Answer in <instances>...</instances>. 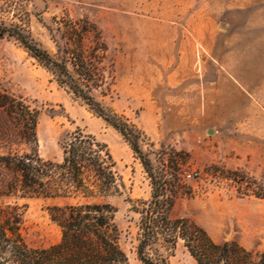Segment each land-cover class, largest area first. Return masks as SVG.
<instances>
[{
	"label": "rangeland",
	"instance_id": "obj_1",
	"mask_svg": "<svg viewBox=\"0 0 264 264\" xmlns=\"http://www.w3.org/2000/svg\"><path fill=\"white\" fill-rule=\"evenodd\" d=\"M67 14L94 21L115 55L110 90L99 99L142 130L154 171L184 185L172 217L191 218L218 242L264 249V199L241 196L218 177L240 171L264 185V0H0V25L23 27L50 51L47 26ZM0 93L39 112L38 150L46 159L60 160L62 142L79 128L108 145L125 187L106 201L118 208L130 263L143 264L136 254L140 201L151 198L152 185L123 136L7 33L0 37ZM26 150L0 107V156ZM9 179L0 163V191ZM2 201L22 207L31 243L60 239L48 207L62 200ZM169 262L197 264L181 240Z\"/></svg>",
	"mask_w": 264,
	"mask_h": 264
},
{
	"label": "trees",
	"instance_id": "obj_2",
	"mask_svg": "<svg viewBox=\"0 0 264 264\" xmlns=\"http://www.w3.org/2000/svg\"><path fill=\"white\" fill-rule=\"evenodd\" d=\"M52 23L47 28L53 51L20 26L0 25V37L7 33L18 39L61 87L113 126L141 160L152 192L148 201H140L137 258L143 264H170L169 258L181 240L197 264H264V249L251 250L237 241L218 242L191 218L172 217L177 198L184 195V185L172 182L165 172L154 171L141 147L142 130L99 99V94L110 90L115 69V55L102 29L88 17L72 18L68 14L54 17ZM0 107L29 148L0 156L1 165L10 173L0 196L63 201L48 207L51 221L61 230L60 239L48 245L31 243L22 207L2 201L0 264H131L116 221L118 208L106 201L125 187L108 145L79 128L62 142L60 160L46 159L38 150L39 112L1 93ZM218 177L233 182L241 196L264 199V185L245 173L227 171Z\"/></svg>",
	"mask_w": 264,
	"mask_h": 264
},
{
	"label": "built area",
	"instance_id": "obj_3",
	"mask_svg": "<svg viewBox=\"0 0 264 264\" xmlns=\"http://www.w3.org/2000/svg\"><path fill=\"white\" fill-rule=\"evenodd\" d=\"M188 177H191L192 175L191 174H187Z\"/></svg>",
	"mask_w": 264,
	"mask_h": 264
}]
</instances>
